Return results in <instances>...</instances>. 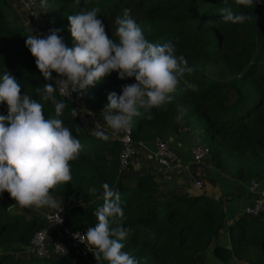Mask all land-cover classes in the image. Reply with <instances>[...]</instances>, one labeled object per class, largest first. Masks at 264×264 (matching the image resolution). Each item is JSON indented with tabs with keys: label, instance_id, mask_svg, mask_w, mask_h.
<instances>
[{
	"label": "trees",
	"instance_id": "obj_1",
	"mask_svg": "<svg viewBox=\"0 0 264 264\" xmlns=\"http://www.w3.org/2000/svg\"><path fill=\"white\" fill-rule=\"evenodd\" d=\"M43 2L50 27L60 30L58 35L69 48L75 43L69 15L99 8L98 18L109 38L115 40V18L128 10L146 39L160 45L171 42L175 55L183 56L186 67L193 69L170 94V103L150 110L151 118L139 109L141 115L134 116L130 125L133 139L149 141L188 130L206 143L215 167L239 180L264 176V25L257 3L245 8L228 0L235 13L251 17L243 24H233L224 22L219 13L223 0ZM28 35L19 13L0 0V78L6 71L15 76L22 94L43 105L45 118L61 119L82 145L78 159L69 162L71 181L50 189L51 194L66 199L65 222L71 228L96 225L94 213L103 204L98 197L102 185L108 183L120 194L122 224L130 229L121 241L125 246L122 251L139 264H207L204 254L209 250L225 262L235 258L238 264H264V208L254 216L237 212L228 221L224 197L208 190L204 182L201 188L190 186L189 191L161 185L152 170L139 169L133 179L126 178L119 167L116 137L107 134L105 141L84 129L78 115H72V99L54 93L66 105L60 117L55 116L51 101L41 99L37 88L42 92L44 84L54 85L58 74L53 72V79L45 80L26 47ZM131 83H135L134 77L121 80L113 71L77 96L86 108L100 115L107 92L119 95L121 86ZM177 105L187 109L179 121ZM0 115H7L4 102H0ZM174 172L166 169V174ZM92 188L96 192H91ZM6 208V204L0 207V264H76L71 255L37 257L5 250L2 245L14 242L26 247L32 233L44 225L40 214L25 219ZM225 229L227 243L220 239ZM50 232L54 234L53 229Z\"/></svg>",
	"mask_w": 264,
	"mask_h": 264
},
{
	"label": "clouds",
	"instance_id": "obj_2",
	"mask_svg": "<svg viewBox=\"0 0 264 264\" xmlns=\"http://www.w3.org/2000/svg\"><path fill=\"white\" fill-rule=\"evenodd\" d=\"M258 0H235L237 5L251 8ZM219 13L224 22L243 24L249 15L235 13L228 0H223ZM99 8L69 15L70 33L74 47L69 48L58 35L59 29H50L49 34H31L25 41L35 64L45 80L58 74L55 84H44L37 93L44 101L54 105L55 116L60 117L66 107L57 100L56 86L61 91L71 87L72 92L83 94L113 71L118 78H135V83L121 86V94L107 92V103L101 116L108 129L115 132L127 130L134 116L141 115L143 108L151 118L152 108H162L170 103L177 85L185 73L183 56L175 55L171 42L154 44L144 36L141 28L132 19L128 10L123 17L115 18V36L110 39L105 25L98 18ZM189 87H194L189 85ZM0 102L7 105V115H0V194L7 191L21 207L58 208L59 202L50 194V189L59 183L71 181L70 161L78 159L81 142L59 118H45L43 105L27 94H22L15 76L6 71L0 78ZM179 121L187 112L177 105ZM76 117L78 111L72 109ZM97 139L107 141L109 136L98 124L92 133ZM102 206L94 213L97 223L88 227L85 234L74 233L81 242L91 245L97 264H139L128 252L122 251L123 241L130 229L123 227L124 211L120 194L108 183L102 185ZM96 192L95 188L90 189ZM61 222V221H60ZM115 223V227L110 224Z\"/></svg>",
	"mask_w": 264,
	"mask_h": 264
},
{
	"label": "built area",
	"instance_id": "obj_3",
	"mask_svg": "<svg viewBox=\"0 0 264 264\" xmlns=\"http://www.w3.org/2000/svg\"><path fill=\"white\" fill-rule=\"evenodd\" d=\"M23 5L26 9L31 10L35 6V0H23ZM44 26V25H43ZM58 78V75H57ZM57 94L74 99L79 107L78 119L84 129L93 130L95 125H99L106 131V134L116 137L120 143L119 151V167L120 170L132 168L138 169L141 163V158L138 153V147H146V143L142 140H135L132 137L131 126L127 130L115 132L108 129L105 122H101L97 113L86 108L79 100H77L78 92H72L71 87L61 91L59 86H56ZM72 99V100H73ZM201 140H197L190 148V155L193 161H201L208 153L206 144H201ZM154 146L151 149V155L157 165L163 169L173 170L175 167H188L183 164L178 157L175 149L171 145L168 137H156L153 139ZM203 186V179L194 181L195 188ZM259 187V181L256 178L250 179L249 189L254 190ZM58 208H49L44 215L45 224L36 229L30 237L26 251L37 257H54V256H73L76 264H90L91 251L95 250L91 245L81 242L74 237V233L85 234L86 226L71 228L65 222V206L59 203ZM264 208V189L258 192L255 199L244 207L245 215H257ZM61 221V222H60ZM53 229L54 234H51Z\"/></svg>",
	"mask_w": 264,
	"mask_h": 264
},
{
	"label": "crops",
	"instance_id": "obj_4",
	"mask_svg": "<svg viewBox=\"0 0 264 264\" xmlns=\"http://www.w3.org/2000/svg\"><path fill=\"white\" fill-rule=\"evenodd\" d=\"M196 137L197 136L194 132H190L188 130L178 132L168 137L178 157L181 159L183 164L188 165V167H178L177 171L174 170L175 172L173 175L171 173L166 174V170H163L161 167L155 164L156 162L150 153L151 149L154 146L153 140L144 141L146 143V147H138V153L141 157V163L139 168L136 170L132 168H127L121 170V172L126 178L131 180L135 176V171L139 169L140 171H145L149 169L157 173L161 185L164 186L169 184L170 186H173L176 190H179L181 188H187L189 190L190 186L194 185V181L202 177L203 182L206 184V188L208 190L212 191L216 195L220 194L223 197L224 194L222 190H224V186H226L227 183H232L234 186H238L240 185L241 180L215 167L213 165L212 160L210 161L211 158H206V156L202 159L203 161H193L190 155V148L195 143ZM199 168L201 169V172H199ZM128 173H132L133 175H130ZM199 174L201 176H199ZM226 174L233 179H231L229 176H226ZM209 175L211 176L209 177ZM220 182L221 185L219 184ZM51 195L55 198H59L53 194ZM60 199L64 202L66 201V199L63 197H60ZM0 202H5V204L7 205V211L20 213L25 219H28L33 214H40L45 224L44 214L48 211L49 207H42L39 209L35 207H21L18 205V203H16L13 198H11L10 194L7 191L0 194ZM225 207L227 210L226 205ZM226 213H228V210L226 211ZM228 221L231 220L228 219ZM225 231H227V229H225ZM221 240L225 242L224 239ZM227 242L228 237L226 238L225 243Z\"/></svg>",
	"mask_w": 264,
	"mask_h": 264
},
{
	"label": "rangeland",
	"instance_id": "obj_5",
	"mask_svg": "<svg viewBox=\"0 0 264 264\" xmlns=\"http://www.w3.org/2000/svg\"><path fill=\"white\" fill-rule=\"evenodd\" d=\"M6 1L13 9H15L19 13V15L22 19L23 26H24L25 30L30 33V35L31 34H43V35L49 34V30L52 28L50 27V23L48 21L49 17L46 15V9H45L46 4L43 2V0H35V6L31 10L26 9L24 7L23 0H6ZM257 4L259 6V9L262 11V18L261 19H262V23L264 25V0H258ZM80 98L81 97L77 96V100L81 101ZM73 101L75 103L74 106L77 109L79 107V104L74 99H73ZM81 103H82V101H81ZM82 104L85 106L84 103H82ZM99 117H100L101 122H103L104 120H103V117L101 116V114L99 115ZM197 140H198V137H196V141ZM200 143L206 144L203 140H201ZM206 158L210 159L209 153H208V155H206ZM210 161H211V159H210ZM177 168L178 167H175L173 169V171L174 170L177 171ZM198 170H199V172H201L200 168ZM128 174L133 175L132 173H128ZM229 175L226 174V176H229ZM199 176H201V175L199 174ZM210 176L211 175H209V177ZM197 178H199V177H197ZM252 178H256L259 181V187L254 189V190L249 189L250 179H252ZM231 179H233V178H231ZM219 184L221 185V182ZM263 189H264V176L263 177L253 176L250 178L243 179L240 181V185H238V186H234L232 183H227L226 186H224V190H222L223 194H224V196H223L224 197L223 198L224 204L227 206V210H228L227 219L233 220V218L235 217V214L237 212H240L243 214L244 213V211H243L244 207L247 204H250L255 199L258 192H260ZM230 196H231V198H229ZM226 197L229 199H227ZM55 199L59 203L66 206L65 205V204H67L66 201L64 202L60 198H55ZM3 204H5V203L0 202V207H3ZM227 237H228L227 231H225L224 234H222L221 239H224V241L226 242ZM6 242H9V241H6ZM0 244H2V243H0ZM2 247L5 250L11 252L12 254H16V255L27 254V251H26L27 246L26 247L19 246L16 242H14L13 244H4V245H2ZM93 251H95V250H93ZM204 257H205L207 264H238L236 261H234L235 258H232L227 262L218 259V257L216 255H214L211 250L206 251L204 254ZM90 264H97V261L94 258L92 251H91ZM104 264H107V261H105Z\"/></svg>",
	"mask_w": 264,
	"mask_h": 264
},
{
	"label": "water",
	"instance_id": "obj_6",
	"mask_svg": "<svg viewBox=\"0 0 264 264\" xmlns=\"http://www.w3.org/2000/svg\"><path fill=\"white\" fill-rule=\"evenodd\" d=\"M191 190H192V188L190 187V188H189V191H191ZM0 249H1V248H0Z\"/></svg>",
	"mask_w": 264,
	"mask_h": 264
}]
</instances>
